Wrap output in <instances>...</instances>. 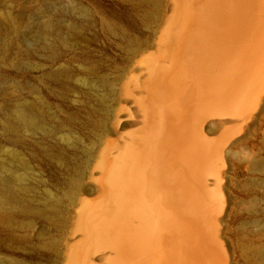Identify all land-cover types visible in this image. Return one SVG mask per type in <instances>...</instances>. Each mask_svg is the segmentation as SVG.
<instances>
[{
  "label": "bare ground",
  "instance_id": "obj_1",
  "mask_svg": "<svg viewBox=\"0 0 264 264\" xmlns=\"http://www.w3.org/2000/svg\"><path fill=\"white\" fill-rule=\"evenodd\" d=\"M67 1L37 48L15 39L28 13L0 21V264H232L231 155L264 125V0Z\"/></svg>",
  "mask_w": 264,
  "mask_h": 264
},
{
  "label": "rangeland",
  "instance_id": "obj_2",
  "mask_svg": "<svg viewBox=\"0 0 264 264\" xmlns=\"http://www.w3.org/2000/svg\"><path fill=\"white\" fill-rule=\"evenodd\" d=\"M55 1L57 0H0V21L4 23L7 16L18 17L28 13L26 19L17 22L19 25L23 23V26L17 24L21 34L15 36V39H20H17L20 45L37 48L35 24L43 17V13L54 7ZM63 1L68 3L67 0ZM83 1H96L97 5H100L97 0ZM0 36L7 37V31H0ZM28 66L25 64L24 67ZM13 70L15 71V68ZM20 82L19 85H24L27 79H20ZM23 96L31 100L37 98L28 92H24ZM213 138H216V135ZM2 144L0 142V159L4 152L13 148L11 145ZM237 145L239 147L234 149L236 154L231 155L235 168L231 169L227 184V195L231 198L229 211L232 217L230 226L223 235V243L229 248L232 264H264V125L257 130L254 140ZM22 156L27 157L26 154ZM236 166L242 168L240 173Z\"/></svg>",
  "mask_w": 264,
  "mask_h": 264
}]
</instances>
